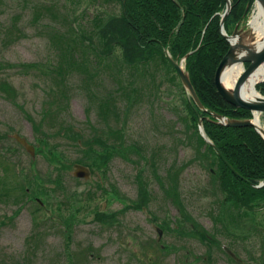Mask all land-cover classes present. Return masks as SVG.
<instances>
[{
	"label": "rangeland",
	"instance_id": "1",
	"mask_svg": "<svg viewBox=\"0 0 264 264\" xmlns=\"http://www.w3.org/2000/svg\"><path fill=\"white\" fill-rule=\"evenodd\" d=\"M111 12H120V5L114 0H0V153L7 156L5 162L0 156V177L8 182L7 187H11L9 182L18 181L30 194L31 186L36 189V184L42 182L35 178V184L32 180L37 175L46 180L44 186L52 194L47 197L40 193L24 200H15L14 195L0 199V264H179L186 259L193 264H208L209 251L198 238H181L177 243L169 234L162 241V244L182 245L190 251L189 257L186 250L166 256L148 250L156 244L157 234L147 213L159 220H169L170 224L179 216L176 208L167 203L170 200L156 178V174L165 178L166 171L173 166L175 171L186 166L177 174L188 212L203 226L201 229L215 234L222 245L228 240L217 235L221 225L210 217L216 199L210 169L200 163L187 166L195 156L191 143L197 139L187 135L193 128L187 130L177 120L178 116L186 115L183 93L172 89L171 82L155 86L141 68H128L119 49L109 58L100 57L98 61L94 57L101 47L94 33V19L99 16L107 19ZM12 23L17 26L14 39L9 41ZM48 26L61 34L63 43L53 42ZM241 29L242 33L249 31L248 23ZM70 37L78 41V46L65 44ZM96 46L98 49H93ZM62 52L73 54L75 59L71 58V62L75 64H64L62 68L67 74L60 82L59 77L64 76H58L54 70L60 65ZM152 68L150 64L146 71L150 73ZM145 79L151 80L158 96L151 102V97L143 92L137 97L142 98L140 104L131 107L126 101L128 95L123 96L121 88L146 89ZM106 101L108 109L101 114L97 106ZM115 106L114 119L119 121L111 120L110 125L117 130L122 124L124 140L131 147L139 145L141 153L130 151L128 161L115 157L106 172H98L89 179L73 177L74 170L64 171L68 193L77 192L82 199L75 207L57 205L64 196L59 190L50 192L53 186L47 183L50 174L55 178L57 172L46 158L44 137L36 135L27 115L38 124L48 119L50 124L45 121L42 132L49 134L50 144L63 153L65 165L66 160L73 164L79 158L80 148L74 144L83 143L78 140L80 137L73 143V139L57 132L69 127L83 136V140L97 133L104 136L105 121ZM260 118L264 127V115ZM15 136L35 146L36 153L32 155L21 147ZM8 167L9 172L4 174ZM138 171L148 182L151 196L148 210L120 214L119 223L113 227L99 224L95 220L98 211L115 212L137 198ZM218 209L215 207L211 212L216 214ZM259 216L257 226L264 227L260 223L264 222V215ZM248 240L251 239H244L245 248H251ZM222 254L214 250L213 264H222Z\"/></svg>",
	"mask_w": 264,
	"mask_h": 264
},
{
	"label": "trees",
	"instance_id": "2",
	"mask_svg": "<svg viewBox=\"0 0 264 264\" xmlns=\"http://www.w3.org/2000/svg\"><path fill=\"white\" fill-rule=\"evenodd\" d=\"M114 1L120 5L119 13L111 12L107 15V19H104L103 16L94 19V31H96L94 33L98 39L99 46H101L99 49L98 46L93 47L95 50L98 49V55L94 56L96 60L99 61L100 57H112L116 49H119L128 68H141L147 73L148 77L152 78L155 86L171 82L170 86L172 89L176 91L180 90L183 93L187 108L186 115L178 116L177 120L187 130L193 128L190 134L186 133L189 136H195L197 139L196 142L191 143L195 149V156L187 163V166L200 163L205 169H210L208 173L211 177L212 193L217 198L214 203H218L215 205L219 208L218 215L210 213L213 220L215 219V223H218V221L223 222V217L230 218L232 223H235L236 218L251 216L256 218L261 214L264 215V213H261L264 210V186L257 188L264 181V139L253 127L231 128L222 126L217 124V120L212 117V114L216 113L226 116L228 119L248 120L252 118L250 111L234 108L225 102L218 93L214 82L216 70L230 48V44L222 36L220 28L222 15L227 9V1ZM231 6V11L224 25L225 31L228 34H231L236 25L244 21L247 15L251 13L255 6V0H231ZM46 9L50 10V8ZM13 21L16 22V18ZM16 26L12 23L9 28V32L11 33L9 41L14 39L13 34L16 32ZM48 28L50 33H52V38H54L52 39L53 42L57 45L61 42L63 43L64 38L61 34L54 32V28L50 26ZM67 43L71 47H75L73 44L78 46V41L76 39L72 41L71 37L65 44ZM92 46H94V43H92ZM165 51H168L172 59L178 63L187 56L185 71L189 74L192 85L207 111H201L187 94L179 80L176 69L166 58ZM72 56L73 54L71 53L65 54L62 52L60 65L54 70L58 76H64L59 77L60 82L63 81L67 74L66 70L62 68L64 64L65 66L75 64V61L71 62ZM150 64H153V68L148 73L146 67ZM143 84H145L146 89L142 86H140L141 88L139 87L140 89L128 86L121 88L123 96L128 95L126 101L130 103L131 107L140 104L142 98L137 97L143 92H146L149 98L151 97V102L155 96H158L151 80L145 79ZM150 85L152 88H149ZM125 89L129 90V92H125ZM257 90L264 96V82L258 84ZM10 91V89H7V92ZM108 106V101H106L104 104L99 103L97 107L102 114L107 111ZM131 107L128 106V109ZM115 112L117 113L116 106L112 110V116L109 115L108 121H105L104 136L97 134L87 140H83V136H79V133L74 128L69 127L57 132V134L73 139V143L81 139L82 146L84 147L82 148L78 143L74 144V146L80 148L79 152L81 155L72 162L73 164H69L66 160L67 164L65 163V165L63 153H60L57 147H53L50 144L48 139L49 134L42 132L45 121H47V124H50L48 119L43 118L44 120L38 124L31 115H27L28 117L26 118L31 123L36 135L44 137L42 139L45 144L44 148H47L46 158L54 165V169L57 172L55 178L52 174L47 178V183H52L53 186L50 192L55 193L59 190L64 196V200L57 202V205L75 207L78 203H81V196L77 192L69 194L67 188L64 186L63 172L72 170L75 164L88 167L92 175H95L98 172H106L107 166L115 157H122L128 161L130 151L137 153V155L141 153L139 145L131 147L124 140L125 130L122 124H120V127L116 126L117 130L110 125L111 120L119 121L118 119H114ZM57 113H60V111ZM199 117L203 118V128L207 137L219 149L239 176L248 182L235 176L220 159L216 151L201 137L198 130ZM55 119L58 120L59 117ZM52 123L51 125L55 126ZM51 137L54 138V136ZM77 137L80 138L77 140ZM0 156L3 162H5L7 159L6 154L2 155L0 153ZM184 167L186 166H180L177 170L182 171ZM174 169H176L175 166L169 168L166 171L165 178L159 177L156 174L157 181L160 187L163 188L167 198L174 203L178 202L185 217L184 222L193 221L185 213V206L182 205L181 193L177 189L179 186L178 171ZM4 172V174H7L9 167ZM14 175L16 176L15 173ZM135 177L138 180L139 198L134 207L136 209H141L143 206L148 207L151 199L147 189L148 182L144 180L145 176L140 174L139 171ZM35 178L40 179L42 181L40 182L41 184H36ZM32 180L36 184V189L31 186V193L29 194L28 188L24 189L18 181L14 180L15 184L9 182V186L11 187H7L8 182L4 177H0V192L2 191L0 199L11 198L13 195V199L15 200H24L30 197L35 198L40 193H43L47 197L52 195H49L48 189L44 186L46 180L37 175L33 176ZM167 186L172 189H167ZM89 197H91V194ZM78 209L75 211L78 212ZM95 220L102 226L107 227L119 223L117 214L110 215L102 211L96 213ZM200 236L202 239H206L205 233H201Z\"/></svg>",
	"mask_w": 264,
	"mask_h": 264
},
{
	"label": "flooded vegetation",
	"instance_id": "3",
	"mask_svg": "<svg viewBox=\"0 0 264 264\" xmlns=\"http://www.w3.org/2000/svg\"><path fill=\"white\" fill-rule=\"evenodd\" d=\"M250 15L251 13L247 15L244 21L238 23L234 28L233 32L235 31L236 28H238L237 31L242 32L241 28L247 25ZM248 32L249 31L245 33ZM232 33L229 35H232ZM243 66L245 67V69H247L249 64L245 63L243 64ZM148 188L149 186H147V189ZM166 188L172 189L169 188L168 186ZM177 189L179 190V186L177 187ZM138 193L139 191L137 186V198L135 200H132L128 204H125L122 209L115 212H109L108 214L110 215L117 214V218L120 221L119 219L120 214H125L127 211H131V210L143 211V208H146V210H148L151 199L149 201L148 207L143 206L141 209H136L134 207L137 204L139 198ZM166 199L170 200L167 198V196ZM214 202L211 205L210 213L212 209L218 207L216 206L218 203H214ZM167 203L168 204L171 203L176 208L175 209L176 213L179 216L177 217L176 220L174 219L173 222L170 224L168 222L169 220H163V219L159 220L157 216H155L151 212H148L150 214V220L153 223L152 226L157 234L156 244L158 245V248H156L155 243H153L152 246H149L148 248L149 252L162 253V255L166 256L168 254H176V253H180V251L186 250L182 245L162 244L164 238L170 234L177 243L181 240V238L187 237L190 238V240H195V238H198L199 240L198 239L197 240L200 241L201 244L203 245L205 244V246L209 251L208 257H206V259L209 260L208 264H213L214 261H212L211 258L214 253V250L216 249L220 250V252L223 253L222 264H240V262H242L243 264H264V227L257 226V223L259 222V216L256 218H253L252 216L247 218H236L235 223H232L230 218L223 217V222L218 221V224L221 225V228H217V232L220 233L217 235L222 236V239L224 241L228 239L230 242L227 240L226 241L227 245L225 243L224 245H222V243L218 240L215 234H210V233L208 234L207 230H205L204 228H203L204 230L200 228V226L202 225L193 218V216L188 212L186 207L184 208L185 213H187L193 221L184 222L185 217L178 202L174 203L170 200ZM182 205L185 206L184 201H182ZM218 213H219V209L214 215H218ZM213 221L216 222L215 219ZM260 223L261 225H264V222L260 221ZM109 227H113V226H109ZM201 233H205V237H206L205 240L202 239V237L200 236ZM256 236H260V238L256 239ZM247 238L251 239L247 241V242L249 241L251 242V248H245V245L243 244L244 239ZM186 253L189 257L190 251L186 250ZM179 264H193V262L190 261L189 259H186L184 262L179 261Z\"/></svg>",
	"mask_w": 264,
	"mask_h": 264
},
{
	"label": "water",
	"instance_id": "4",
	"mask_svg": "<svg viewBox=\"0 0 264 264\" xmlns=\"http://www.w3.org/2000/svg\"><path fill=\"white\" fill-rule=\"evenodd\" d=\"M226 1H227V9H226V12L223 14L222 20H221V34L230 43V48L227 54L222 59V61L220 62L216 70L215 79H214L215 86H216L218 93L222 97V99L228 104H230L231 106H233L234 108L251 111L253 116H255V113L261 115V114H264V97L260 96L255 100L247 101L243 99L241 96V88L247 82L249 77L261 65L264 64V46L260 51H255L252 45L244 44L243 41H241L242 40L241 37H243L244 33L237 31L238 28L235 29V31L233 32L231 36H228L226 34L224 25H225L226 18L231 11V0H226ZM255 1L257 4L260 5V7L264 11V0H255ZM236 37L240 38V42L239 43L236 42L235 44H232L231 40L236 39ZM165 54L169 62L177 70L178 76L187 94L193 99L194 103L201 111L203 112L206 111L191 83L189 74L184 69V63L187 59V56L180 63H177L176 61L172 59L169 52L166 51ZM239 63L240 64L247 63L249 64V66L244 71V73L240 76L234 88L229 90L222 83L223 73L226 68L233 66L235 64H239ZM212 117L215 120H217V124L222 125V126H227L231 128L253 127L264 139V129L263 130L259 129V127L254 123V118L252 120L228 119L225 116L218 115V114H212ZM198 129H199V133L201 137L205 140V142L209 144L216 151L218 156L226 164V166L234 173V175L239 177V174L227 162V160L221 154L219 149L207 137L204 131V128H203V118H200V117L198 118ZM15 138L17 142L20 145H22L30 154L32 155L35 154L34 146L30 145L26 139L20 136H15ZM73 176L76 178H80V179H89L91 177V171L86 166L75 165ZM263 186H264V182L258 187H263ZM240 264H243V263L240 262Z\"/></svg>",
	"mask_w": 264,
	"mask_h": 264
},
{
	"label": "bare ground",
	"instance_id": "5",
	"mask_svg": "<svg viewBox=\"0 0 264 264\" xmlns=\"http://www.w3.org/2000/svg\"><path fill=\"white\" fill-rule=\"evenodd\" d=\"M249 32L244 33L241 37V41L244 44L252 45L255 51H260L264 46V11L259 4H256V8L248 22ZM232 44L240 42V38L231 40ZM245 67L242 64H235L225 69L222 76L223 85L231 90L234 88L239 77L244 73ZM264 81V64L261 65L247 80V82L241 88V96L247 101L255 100L260 97L257 92V84ZM216 114V113H213ZM201 118V117H200ZM254 123L259 127V129H264L262 126L260 115L255 113Z\"/></svg>",
	"mask_w": 264,
	"mask_h": 264
}]
</instances>
